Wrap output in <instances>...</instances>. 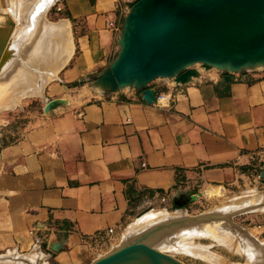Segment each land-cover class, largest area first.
Instances as JSON below:
<instances>
[{
    "label": "crops",
    "instance_id": "obj_1",
    "mask_svg": "<svg viewBox=\"0 0 264 264\" xmlns=\"http://www.w3.org/2000/svg\"><path fill=\"white\" fill-rule=\"evenodd\" d=\"M133 1H58L73 51L46 93L68 103L35 113L9 142L0 130V255L90 264L143 208L207 185L264 189V69L157 79L149 88L170 96L164 108L135 90L70 88L114 59Z\"/></svg>",
    "mask_w": 264,
    "mask_h": 264
},
{
    "label": "water",
    "instance_id": "obj_2",
    "mask_svg": "<svg viewBox=\"0 0 264 264\" xmlns=\"http://www.w3.org/2000/svg\"><path fill=\"white\" fill-rule=\"evenodd\" d=\"M117 45L115 59L92 84L103 94L128 87L152 104L156 102V93L149 88L152 82L168 79L186 84L199 75L196 64L205 71L224 73V81H230L233 74L264 69V0H135L121 21ZM62 104L66 103L61 99L49 101L44 110L50 112ZM260 177L264 180V167ZM199 197L200 191L187 199L174 195L171 200L179 209ZM250 203L221 205L213 213L164 220L127 237L90 264H184L164 252L155 238L165 231L219 220L240 229L264 249L262 242L234 220L240 211L261 207H248ZM4 259L25 260L14 254L0 255Z\"/></svg>",
    "mask_w": 264,
    "mask_h": 264
},
{
    "label": "rangeland",
    "instance_id": "obj_3",
    "mask_svg": "<svg viewBox=\"0 0 264 264\" xmlns=\"http://www.w3.org/2000/svg\"><path fill=\"white\" fill-rule=\"evenodd\" d=\"M58 1L55 2V3H49V0H0V39L1 40H3L2 38H4V39H7V40L10 41V38L11 39L14 38V34H13L14 29L13 30L10 29V27H13L12 13H11L12 11H10L11 9L8 8L9 7L8 5L10 4V5L13 6V5H16V4H21L22 5V7H21L22 8V14H23L21 16L22 18L20 17L22 19V20L20 19V22L22 24H20V22H19L18 23V27H17V31L20 30L18 32L21 33L20 35H18V36H21L19 38L20 46L15 51L16 52L14 54L15 58H13L14 60L12 59L13 61L10 64L11 66L8 65L9 68L7 66V68L5 69L6 71H4L0 75V88H4L5 86H7L9 81L12 80L13 78H15V76L17 77V78H15L16 80H18L19 77L21 78L22 74H23L22 70L25 69L27 71L28 68H30V70H31V71L29 70L30 74H31L32 71L33 72L36 71V72H38V74L41 73L39 75H42L39 78L37 77V80L30 79V82L32 80V82H31L32 84L31 83H30V85L28 84V86H30L29 89L32 90V91H34V90L38 91L40 89L39 86L44 84V86H42L43 88H41L40 91H38L39 93H36V91H35L34 95L27 96V97L21 98L19 100L16 99V101H14L15 99L14 100L11 99L10 102H9V100L7 101L6 99L2 100L7 105V106H4L3 108L0 107V108H2L0 110V130L4 131V135H5V136L2 137L3 143L11 141L14 138V136L16 135V133L19 131L20 126H23L24 124L30 122L32 120V115H34L35 113H43L45 115H48L51 112H53L54 109L57 108V107L54 108L50 112H45L44 108H45L47 102L58 100V99L49 98L46 92H47L48 88L50 87V85H52L54 83V81L57 80L58 72L67 64L68 60L70 59V57L72 55V51H73V49H72L73 48L72 38H71V34H70V29L68 28L69 25L64 20L63 21L62 20L59 21V19L62 18V15L58 12L60 10ZM44 2H46L47 4L45 3L46 4L45 5ZM133 2L131 3V6L133 5ZM37 4H39V5H37ZM40 6L43 7V10H42V7H40ZM38 11H42V12H38ZM29 13L34 15V18H32L33 16L31 14H29ZM28 16L29 17L31 16V17L28 18ZM25 18H26V21H25ZM24 22H26V23H24ZM42 23H45L46 25L42 24ZM25 24H26V26H25ZM23 25L26 28L25 30H24ZM55 25H57V26H55ZM63 25H64V27H66L67 34L70 36V41H71L70 45L72 44L71 51H70L71 53L69 54L68 58L66 59V61H65L66 63H64L61 67L59 66L58 72L56 71L55 74L54 73H52V74L50 73L49 74V73H47V72H49L47 70L48 67L47 68H45V67H43V68L40 67L39 68L38 66H36V64H38V62H36L37 61V57L35 55H33L34 54L33 51H34V49L36 47L35 46L36 43H34V42L37 41V43H38V40L41 37L44 36V30L45 29H47V28L50 29V27L51 28L53 27V28L57 29L58 26L59 27L60 26L63 27ZM45 26H47V27L44 29ZM28 27H30V29ZM20 28L21 29L23 28L22 29L23 31ZM27 29H29L30 31H28ZM18 32H17V34H19ZM22 32L24 33L25 36H23ZM22 37L24 38V40H23ZM44 38H46V37L44 36ZM7 40L5 41L6 42L5 45L8 44ZM17 52H19V53H17ZM116 55H115V57H116ZM17 56H18V58H17ZM115 57H114V59H115ZM40 61H42V60H40ZM40 61H39V63H42V64L46 63V62H43V61L40 62ZM18 63H19L20 66L18 65ZM33 63H35V64H33ZM42 64H38V65L41 66ZM109 64H108V66H109ZM23 67H24V69H23ZM36 67H38V69ZM41 68L45 72L42 71ZM195 68H197V70H204L198 64H196ZM18 70H19V73H20V71L22 73V74L20 73L21 74L20 76L17 75ZM39 70H40V72H39ZM36 72L33 73V74H36ZM102 72H100L98 75H100ZM33 74L31 75L32 77H30V78H34L33 76H38V74L37 75H33ZM43 74H45V75H43ZM46 74H48L49 77L52 76L53 74L54 75L49 78V77H47ZM98 75L93 76V77H87V79L82 78L79 81L77 80V81L71 83L72 85H71L70 88L78 87V86H81V85L84 86V84H85V87L88 89V91L90 93H92V94L95 93V94H100L101 95V94H103V92H102L100 87L94 86L92 88V84L94 82V79ZM45 77H47V78H45ZM9 78H10V80H8ZM6 79L8 81H6ZM42 79H44L43 83H42ZM34 80L36 81V83H34ZM45 80H47V82ZM159 80H162V79H159ZM163 80H166V79H163ZM39 83H41V84L39 85ZM29 89H28V91H29ZM122 90H133V89H130V88L126 87V88H124ZM11 94H12V92H11ZM73 94L74 93H72V95ZM92 94H90V95H92ZM105 94L108 95V94H113V93H105ZM38 95H40V96H38ZM89 97L92 98V96H86V98H89ZM61 100L64 103H66V104L68 103L67 99H61ZM11 101H12V103H11ZM15 102H16L17 105H15ZM4 103H2V104H4ZM12 104H13V106H9V105H12ZM66 104H62V105H60V107L66 105ZM203 189H204V187L203 188L199 187L196 190H194L196 194L200 191L201 195H203L200 198L199 201H198V199H199L198 198L196 201H193L191 203H187L186 205H184L183 207H181L179 209L176 208L173 204L168 206V207H164V205L153 204L151 206H148L146 208L141 209L136 215H134L133 219L129 223L124 224L122 237L116 239L115 241L111 240L109 243H107V245H105L103 247V249H102L103 251L98 253L99 256L97 258L107 254L108 252H110L113 249H115L117 246L121 245L122 241L127 238L129 231L132 232L133 233L132 236H134L135 234L139 233L140 231H142L144 229L159 225L160 221L159 222L157 221V222L149 223V224L148 223H143L142 221H143L144 217H146L148 214H151V213L152 214H158L160 212H161L160 214H162L164 212V213H167L168 215L175 216V217L176 216L180 217L181 215L182 216H184V215L185 216L186 215L195 216V215H199V214H203V213L207 214V213H210V212H212V213L216 212L217 209L221 205H226V204H229V203L230 204L242 203L241 201L246 199V198H249V200H246V202L250 201L251 197L255 196V195L257 196V198L255 197V199H252L253 201H258V199H263L264 198V189L263 188L257 189L256 187H254L252 185H248V186L242 188L241 190H239L237 193L231 194V195L229 194V192L227 190L226 191L227 194L225 196H221V197H216V195L220 192L218 189L213 188V189H208L205 192H202ZM189 193L190 192H187V194L184 196L186 199L189 198V195H188ZM234 220L244 230H246L256 241L262 242L263 246H264V210H259L258 209V210H254V212H253V210L240 211L239 213H236ZM225 222L226 221L223 222V221H220V220L219 221H210L209 222L210 224L211 223L217 224L218 227H220V229L223 228L221 231L218 230L217 231L218 233L212 231V232H210L212 235H206L204 237L196 235V236H193V237L189 238V241L186 240V239L180 240V243H182L183 240H186L189 243H191L194 247L195 246L196 247L199 246V247H203L202 250L207 249V250H205V252L207 251L208 253H210L212 255V256L210 255L212 258L215 257L217 260L218 259L222 260V261L224 260V263H220V262L218 263L216 261L213 262V260H211V262H210V260L208 261L207 258H206L208 256L204 255L205 257L203 258V256L201 257V255H196V254L192 255L190 253L185 252L183 249L180 250V248H182V246H180V247L178 246V248H177V246H173L172 244H174L176 239L177 240L181 239V237H180L181 235H179L178 232L179 231H183L184 229H182V228L174 229V233L173 234H171V235H169L167 237L165 236V238H169V239L172 238L171 241H170L171 246H164L166 248H164V247H162V248H164L163 249L164 252H166L169 255L175 257L176 259H178L179 261L183 262L184 264H227V263L228 264L229 263H231V264L232 263H235V264L236 263L237 264H246L245 253H244V250H242V248L240 246L242 244L239 245V243L240 242L243 243L242 241H240V239L243 236L244 237L242 239H247V241L250 238L246 234H243V233L240 234L239 233L240 229L233 228V227L230 226V224H228V222H226V223ZM139 224H140V227L138 226ZM220 225H222V226H220ZM133 226L135 228V231H134ZM138 228H140V229H138ZM185 228H187V227H185ZM189 228H191V227H188V229ZM228 229H229V232H230V236L231 235L233 236L232 237L233 241H231L232 243H230L232 247L230 245H226V243H223V240H220V239L217 240V237L215 235L216 233H217V235L219 233H221L222 236H220V238L224 239L225 238L224 236H226V235L223 236V234H227L228 235V232L225 231V230L228 231ZM203 231H204V227H203ZM234 231H235V234H234ZM236 232H238V234ZM163 234L160 235L158 238H155V239L161 240V238L164 237ZM242 234H243V236H242ZM173 237L176 238V239H174ZM169 239H167V240H169ZM224 240H226V239H224ZM238 241H239V243H238ZM250 241H251V246H254L255 249H256V247H257V249L260 248L251 239H250ZM8 254L10 255V253H5L4 255H8ZM263 257H264V254H263ZM4 264H6V263H4ZM43 264H47V263L44 262ZM49 264H52V263H49Z\"/></svg>",
    "mask_w": 264,
    "mask_h": 264
},
{
    "label": "bare ground",
    "instance_id": "obj_4",
    "mask_svg": "<svg viewBox=\"0 0 264 264\" xmlns=\"http://www.w3.org/2000/svg\"><path fill=\"white\" fill-rule=\"evenodd\" d=\"M58 0H49V3H55V2H57ZM7 2V1H6ZM19 3V2H18ZM46 2H44V4H45ZM33 4V3H32ZM47 4V3H46ZM45 4V5H46ZM37 5H39V4H37ZM9 6V7H8ZM7 7L9 8V9H11L10 11H12L11 13H12V21H13V27H10V29H14V31H13V34H14V38H10V41L9 40H7V39H4V38H2L3 40V42H2V44H1V46H0V66H3V67H5V68H3V69H1L0 70V75L4 72V71H6L5 69L7 68V66L8 65H10L11 64V62L14 60L13 58H15L14 57V54L16 53L15 51H16V49L20 46V41H19V38L21 37V36H18V35H20L21 33H19L18 31H20V30H18L17 31V27H18V23L20 22V19L22 18L21 16L23 15L22 14V5L21 4H16V5H8ZM40 7H42V6H40ZM42 10H43V7H42ZM30 12V11H29ZM38 12H42V11H38ZM28 13V12H27ZM35 13V12H34ZM45 13V12H44ZM29 14H31V13H29ZM32 15V14H31ZM27 16V15H26ZM33 17L32 18H34V15H32ZM21 17V18H20ZM31 17V16H30ZM29 16H28V18H30ZM24 19V18H23ZM22 20V19H21ZM28 20V19H27ZM30 20V19H29ZM34 20V19H33ZM25 21H26V18H25ZM30 22V21H29ZM34 22V21H33ZM24 23H26V22H24ZM32 23V22H31ZM20 24H22L21 22H20ZM19 24V25H20ZM34 24V23H33ZM42 24H45V23H42ZM64 24V23H63ZM46 25V24H45ZM62 25V24H61ZM66 25V24H65ZM25 26H26V24H25ZM25 26L23 25V27H24V30L26 29L25 28ZM32 26V25H31ZM55 26H57V25H55ZM34 27V26H33ZM32 27V28H33ZM47 26H45L44 27V29L46 28ZM61 27V28H60ZM58 26V28L57 29H55V28H51L50 27V29L49 28H47V29H45L44 30V36L46 37V38H44V36L43 37H41L39 40H38V43H37V41L36 42H34V43H36V47H35V49H34V51H33V55H35L36 57H37V61L36 62H38V64H42V63H39V61L40 60H42L43 62H46V63H44V64H42L41 66H39L38 64H36V66H38L39 68L40 67H45V68H47V70L49 71V72H47V73H54L55 74V72L57 71L58 72V68H59V66L61 67L64 63H66L65 61H66V59L68 58V56H69V54L71 53L70 51H71V46H72V44L70 45V36L67 34V31H66V27H64V25H63V27L62 26ZM29 29H30V27H28ZM65 28V29H64ZM69 28V27H68ZM21 29V28H20ZM23 29V28H22ZM21 29V30H22ZM29 29H27L28 31H30ZM26 30V31H27ZM23 31V30H22ZM17 32L19 33V34H17ZM23 33V32H22ZM26 33V32H25ZM12 35V34H11ZM27 35V34H26ZM23 36H25L24 35V33H23ZM39 36V35H38ZM23 38V37H22ZM8 41V44H6L5 45V41ZM23 40H24V38H23ZM4 43V44H3ZM73 49V48H72ZM19 51V50H18ZM32 52V51H31ZM30 52V53H31ZM17 53H19V52H17ZM31 55V54H30ZM32 55V56H33ZM17 58H18V56H17ZM13 59V60H12ZM39 59V60H38ZM32 60V59H31ZM42 61H40V62H42ZM23 62V61H22ZM33 62V61H32ZM35 62V63H36ZM35 63H33V64H35ZM18 65H19V63H18ZM29 65V64H28ZM11 66V65H10ZM20 66V65H19ZM38 67H36L37 69H38ZM8 68H9V66H8ZM41 68V70L42 71H44L43 69ZM23 69H24V67H23ZM30 68H28L27 69V71L24 69V70H22L23 72V74L21 73V71H20V73L22 74V77L20 78L19 77V79L18 80H16L15 78H17L16 76H15V78H13L12 80H10V78L8 79V80H10L9 81V83H8V85L7 86H5L4 88H0L1 90H0V107H4V106H7L5 103H4V101H2L3 99H6L7 101L9 100V102H10V100L12 99V100H14V101H16V99H21V98H25V97H27V96H31V95H34L35 94V91H36V93H39L38 91H40V89L41 88H43L42 86H44V84L43 85H40L41 83H39V87H40V89L37 91V90H34V91H32V90H30L29 89V87L30 86H28V84L30 85V83L32 82V80L33 79H35V80H37V77L39 78L40 76H42V75H39V74H41V73H39L38 74V72H36V71H32L33 73H35L36 72V74H33L32 72H31V74H30ZM46 70V71H47ZM25 72V73H24ZM39 72H40V70H39ZM45 72V71H44ZM19 73V70H18V72H17V75L18 76H20L21 74ZM37 75L38 74V76H33L34 78H30V77H32L31 75ZM53 74V75H54ZM43 75H45V74H43ZM47 75V77H49V75L48 74H46ZM52 75V76H53ZM52 76H50V77H52ZM10 77V76H9ZM47 77H45V78H47ZM49 77V78H50ZM8 78V77H7ZM48 78V79H49ZM5 79V78H4ZM30 79H32L31 80V82H30ZM7 79H6V81H8ZM34 80V83H36V81ZM51 80V79H50ZM46 82H47V80H45ZM38 82V81H37ZM41 82V81H40ZM44 82V79H42V83ZM3 83V82H2ZM33 83V84H34ZM5 84V83H4ZM32 84V83H31ZM6 85V84H5ZM32 86V85H31ZM10 88V89H9ZM9 89V90H8ZM28 89H29V91H28ZM96 89V88H95ZM98 89V88H97ZM102 90V89H101ZM11 92H12V94H11ZM9 95V96H8ZM38 96H40V95H38ZM5 100V101H6ZM13 101V102H14ZM2 103H4V104H2ZM8 103V102H7ZM11 103H12V101H11ZM18 103V102H17ZM15 105H17L16 104V102H15ZM9 106H13V104L12 105H9ZM2 108H0V110L2 109ZM10 108V107H9ZM245 197V196H244ZM243 197V198H244ZM253 197V198H252ZM251 197V200L250 201H247V202H251V201H253L252 199H255V197L257 198V196L255 195V196H252ZM246 200H249V198H246V199H244V200H240L241 202H246ZM239 201V200H238ZM259 201V200H258ZM258 201H256V202H258ZM264 201V200H263ZM233 203V202H232ZM259 204H260V202H258ZM230 204V203H229ZM235 204V203H234ZM227 205V204H226ZM251 205V204H250ZM255 205H256V203H255ZM258 205V204H257ZM256 205V206H257ZM264 205V204H263ZM253 206H254V203H253ZM253 206H251V207H253ZM255 206V207H256ZM259 206V205H258ZM262 206V205H261ZM250 207V206H249ZM259 210H264V207L262 206V207H259L258 208ZM250 211V210H249ZM247 212V211H246ZM253 212H254V210H253ZM161 213V212H160ZM160 213H158V214H148L146 217H144V219H143V223H153V222H162V221H164V223L165 222H168L167 220L168 219H175V218H182L183 216L181 215L180 217H178V216H171V215H168L167 213H162V214H160ZM239 213V212H238ZM184 215V214H183ZM185 216V215H184ZM224 222V221H223ZM219 223V222H218ZM226 223V222H225ZM155 224V223H154ZM224 224V223H223ZM135 225V224H134ZM228 225V224H227ZM139 227H140V224L138 225ZM220 226H222V225H220ZM191 227V226H190ZM203 227H204V231H203ZM133 228H134V226H133ZM199 228V229H198ZM131 229V228H130ZM138 229H140V228H138ZM182 229H184L183 231H179L178 232V234L179 235H181L180 237H181V239H179V240H177L176 238H174V239H176L175 240V242H174V244H172L173 246H177V248H178V246L180 247V246H182V248H180V250L181 249H183L185 252H187V253H190V254H192V255H194V254H196V255H201V257L203 256V258L205 257V256H208V257H206L207 258V260L209 261L210 260V262H211V260H213V262L214 261H216V262H220V263H224V260L222 261V260H217L214 256V258H212L211 256V254L210 253H208L207 251L205 252V250H207V249H204V250H202L203 249V247H194L191 243H189L188 241H189V238H191V237H193V236H206V235H212L210 232H217L218 230L219 231H221L222 229H220V227H218V225L217 224H213V223H204V224H202V225H198V226H192L191 228H182ZM132 230V229H131ZM134 231H135V228H134ZM178 231V230H177ZM226 232H228V235L227 234H223V236L224 235H226V236H224L225 238L224 239H226V240H224V239H222V238H220V236H222L221 235V233H219L218 235H217V233L215 234L216 235V237H217V240H223V243H226V245H230L231 246V244L230 243H232L231 241H233V236L231 235L230 236V232H229V229H228V231L227 230H225ZM225 232V233H226ZM174 233V230H170V231H165L164 232V237L163 238H161V240L160 241H157V242H160L159 243V246L160 247H164V246H171V244H170V241H171V239H169V238H165V236L167 237V236H169V235H171V234H173ZM209 233V234H208ZM237 234H238V232H236ZM239 233H240V231H239ZM184 234V235H183ZM234 234H235V231H234ZM241 234V233H240ZM133 235V233L132 232H130L129 231V233H128V236L127 237H131ZM214 235V236H215ZM242 236H243V234H242ZM241 236V237H242ZM172 237V236H171ZM244 237V236H243ZM242 237V238H243ZM158 238V237H157ZM237 238V237H236ZM240 239V241H242L243 243H239V241H238V243H239V245L240 244H244L243 246L242 245H240L241 246V248H242V250H244V253H245V261H246V264H264V257H263V254H264V249L263 248H258L257 249V247H256V249H255V247L254 246H251V241H250V239L247 241V239ZM167 239H169V240H167ZM182 239H186V240H188V241H186V240H183L182 241V243H180V240H182ZM232 239V240H231ZM238 239V238H237ZM236 241V240H235ZM191 242V241H190ZM189 243V244H188ZM229 246V247H230ZM228 247V248H229ZM232 247V246H231ZM254 247V248H253ZM164 248H166V247H164ZM164 248H162V249H164ZM240 248V249H241ZM175 250V249H174ZM9 255V254H8ZM195 255V256H196ZM205 255V256H204ZM211 255V256H210ZM10 256H11V254H10ZM200 257V256H199ZM28 258V257H27ZM32 258H35L34 256L32 257ZM23 259H24V257H23ZM29 259V258H28ZM28 259L27 260H22V261H16V260H12V259H4V260H0V264H4V263H8V264H35V263H33V262H31V261H33V260H30V261H28ZM35 260V259H34ZM39 260V259H38ZM206 260V259H205ZM36 262H37V259H36ZM39 264V263H38ZM42 264H43V262H42ZM228 264V263H227ZM229 264H231V263H229ZM232 264H235V263H232ZM237 264V263H236Z\"/></svg>",
    "mask_w": 264,
    "mask_h": 264
},
{
    "label": "built area",
    "instance_id": "obj_5",
    "mask_svg": "<svg viewBox=\"0 0 264 264\" xmlns=\"http://www.w3.org/2000/svg\"><path fill=\"white\" fill-rule=\"evenodd\" d=\"M169 102H170V96L167 95V94H163V93H160V94H157L156 95V102H155V105L158 107V108H164L166 106L169 105ZM257 179H262L260 177V173L259 175L257 176ZM218 189L220 192L216 195V197H221V196H225L227 193H226V188L224 186H221V185H207L204 187L203 191L202 192H205L206 190L208 189ZM203 195H201L202 197ZM205 196V195H204ZM199 197V199L201 198ZM215 197V196H214ZM108 232L111 233L112 232V229H108Z\"/></svg>",
    "mask_w": 264,
    "mask_h": 264
}]
</instances>
